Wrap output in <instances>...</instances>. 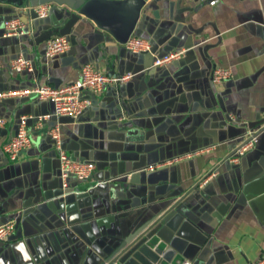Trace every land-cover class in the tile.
Here are the masks:
<instances>
[{"label": "crops", "instance_id": "0c3cea01", "mask_svg": "<svg viewBox=\"0 0 264 264\" xmlns=\"http://www.w3.org/2000/svg\"><path fill=\"white\" fill-rule=\"evenodd\" d=\"M211 1L149 0L133 37L149 41L152 52L139 55L78 15L70 0L0 2V91L64 86L86 64L134 74L90 95L93 106L80 118L53 117L41 129L35 118L53 114L51 102H0L7 121L0 227L15 223L0 242V264H106L153 224L162 225L171 257L187 264H255L264 255V0ZM46 2L50 15L37 19L32 8ZM15 18L26 22L27 36H5ZM58 36L71 49L48 59L46 45ZM181 50V59L153 67L156 56ZM20 55L34 63L32 73L11 69ZM218 67L232 78L215 85ZM22 116L30 117L32 146L11 162L1 147ZM55 123L68 155L96 165L89 180L70 178L67 190L49 137ZM251 133L258 141L231 163Z\"/></svg>", "mask_w": 264, "mask_h": 264}, {"label": "built area", "instance_id": "2783aa9c", "mask_svg": "<svg viewBox=\"0 0 264 264\" xmlns=\"http://www.w3.org/2000/svg\"><path fill=\"white\" fill-rule=\"evenodd\" d=\"M209 0H200L202 3H207ZM218 0H212L210 4L214 6ZM51 3L40 4L32 8L33 13L37 19H46L52 10ZM5 36L25 37L29 34L26 22L22 18H15L5 23ZM125 49L134 55L146 54L152 52V46L149 41L139 38L131 37L124 45ZM71 49V42L67 36H58L48 41L46 45V57L53 59L62 54L67 53ZM185 50L172 52L163 56H156L153 61V67L159 68L167 66L179 59L185 54ZM11 69L18 72L34 71V63L25 56L20 55L11 62ZM134 78V74L126 73L123 75H109L101 72L92 64H86L81 70L80 78L70 84L55 87L51 84L43 86H35L32 88L0 91V102L9 99H22L32 96L37 97L40 101L51 102L54 105V113L46 114L36 117L35 127L37 129L43 128L46 123L50 122L53 117L61 118L67 117L71 119H78L83 116L94 103V99L90 94H100L110 86H121L129 83ZM232 78V71L230 69L218 67L212 72V82L215 85L222 84ZM30 117L22 116L19 118L18 128L16 134L9 139L1 150L7 159L15 162L19 159L20 154L31 148L32 137L29 132L28 120ZM7 121L0 115V129L4 128ZM49 137L53 142L54 148L58 152L60 178L64 190L68 188V181L70 178H75L78 181L89 180L96 170V165L92 162H83L73 160L63 147L62 132L59 123H55L49 130ZM257 135L251 133L244 140V145L239 148L229 161L231 163H239L242 156L254 147L258 141ZM159 166H151L149 171H155ZM217 172L214 170L210 172L203 180L205 184L208 179L215 176ZM99 184L96 185V187ZM95 187V188H96ZM15 231V223H8L0 227V242H7ZM255 264H264V255L259 258Z\"/></svg>", "mask_w": 264, "mask_h": 264}, {"label": "water", "instance_id": "95a60500", "mask_svg": "<svg viewBox=\"0 0 264 264\" xmlns=\"http://www.w3.org/2000/svg\"><path fill=\"white\" fill-rule=\"evenodd\" d=\"M70 1H72L70 5L75 6L74 9L78 15L92 21L98 29L103 30L118 44L124 46L134 36L142 10L149 0ZM0 2L13 4L14 0H0ZM20 5L29 7L31 0H25V3ZM261 129L262 127L257 128L259 131ZM99 186L103 189L108 187L107 184ZM168 215L165 214L161 220H165ZM161 227L160 224H153L141 233L132 236L118 256L106 264H187L177 256L171 257L167 242L160 236Z\"/></svg>", "mask_w": 264, "mask_h": 264}]
</instances>
